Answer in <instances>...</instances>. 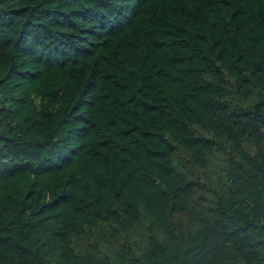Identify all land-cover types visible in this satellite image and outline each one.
Listing matches in <instances>:
<instances>
[{"label":"trees","instance_id":"trees-1","mask_svg":"<svg viewBox=\"0 0 264 264\" xmlns=\"http://www.w3.org/2000/svg\"><path fill=\"white\" fill-rule=\"evenodd\" d=\"M0 264H264V0H0Z\"/></svg>","mask_w":264,"mask_h":264}]
</instances>
